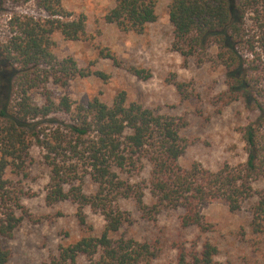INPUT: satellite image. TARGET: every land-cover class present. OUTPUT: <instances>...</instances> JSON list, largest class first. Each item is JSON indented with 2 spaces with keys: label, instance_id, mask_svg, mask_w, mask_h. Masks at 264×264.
Returning <instances> with one entry per match:
<instances>
[{
  "label": "trees",
  "instance_id": "trees-1",
  "mask_svg": "<svg viewBox=\"0 0 264 264\" xmlns=\"http://www.w3.org/2000/svg\"><path fill=\"white\" fill-rule=\"evenodd\" d=\"M46 19L11 18L12 36L0 45V55L14 70L13 99L0 109V264H8L10 253L1 238H10L20 223V198L5 178L7 170L23 174L32 145L42 150L49 170L45 202L69 201L77 206L79 225L84 227L74 243L60 246L51 264H76L84 257L91 264H220L219 249L202 235L215 225L202 210L211 203L225 205L233 213L254 195L253 182L264 178V0H169L168 19L172 26L170 48L196 65L209 64L224 70L226 89L215 104L241 102L254 118L238 128L244 144L245 161L224 164L210 171L200 163L188 168L179 164L187 142L180 135L186 126L181 117L157 115L117 93L111 105L97 98L85 104L62 95L55 100L48 83L65 88L75 79L106 77L97 70L79 68L71 57L58 60L51 36L58 32L65 43L79 41L86 34V17L68 19L62 0H33ZM158 0H114L103 17L122 33L142 34L157 20ZM251 15V24H247ZM212 49L214 51L212 52ZM115 62L110 54L104 56ZM136 78L147 80L150 73L130 68ZM175 90L187 100L189 85L174 82ZM40 96L42 104L35 102ZM149 166L148 179L131 182ZM95 191L86 193L84 179ZM152 200L146 204L145 191ZM250 207L253 235H264V191ZM132 200L143 219L155 222L166 210H181L179 227L195 228L199 237L190 245L173 241L172 262H162L159 240L137 241L119 235L129 222L120 207ZM102 216L104 226L95 235L86 225L83 209Z\"/></svg>",
  "mask_w": 264,
  "mask_h": 264
},
{
  "label": "rangeland",
  "instance_id": "rangeland-1",
  "mask_svg": "<svg viewBox=\"0 0 264 264\" xmlns=\"http://www.w3.org/2000/svg\"><path fill=\"white\" fill-rule=\"evenodd\" d=\"M169 0H158L157 20L145 26L142 34L122 33L115 25L107 24L103 17L114 7V0H62V6L71 17L83 14L86 17V34L76 42L65 43L58 32L51 36L52 52L58 60L73 58L79 68L100 71L106 78L90 76L85 80L75 79L65 88L47 85L52 98L68 96L73 102L85 104L94 98L111 105L121 91L127 99L154 111L157 115L181 117L186 126L180 135L187 142L179 164L188 168L200 163L210 171L219 170L224 164L237 166L245 161L244 144L238 128L254 118L241 102L227 106L215 104V97L225 91L224 70L209 64L196 65L193 58L183 59L171 50L172 26L168 19ZM46 19L33 0H0V45L12 36L11 18ZM247 15V24H251ZM214 49H212V52ZM110 54L115 62L104 56ZM130 68L144 69L150 73L147 80H140L130 73ZM14 70L0 55V109L13 99L12 83ZM174 82L185 83L192 89V96L182 100ZM37 104L42 98L34 97ZM42 150L32 145L25 159L23 174L7 170L5 178L18 193L23 210L16 211L20 223L10 238H1L2 246L9 251L8 264H51L60 246L76 242L82 235L77 218V206L69 201L47 205L45 189L49 182V170L42 159ZM149 166L131 178V182L148 179ZM254 195L245 201L242 208L231 213L220 203H211L202 210L215 225V230L202 235L217 245L220 264H264V235H253L250 207L257 201L258 192L264 191V178L252 184ZM89 178L84 179L86 193L95 191ZM144 202H152L145 191ZM120 207L129 213V222L124 224L119 235L137 241L159 240L162 244L161 261L172 262L175 251L170 243L186 241L190 245L199 233L195 228L182 230L179 227L181 210L163 211L155 222L142 218L132 200H123ZM85 222L98 235L104 226L101 215L89 208L83 209ZM76 264H91L80 257Z\"/></svg>",
  "mask_w": 264,
  "mask_h": 264
}]
</instances>
